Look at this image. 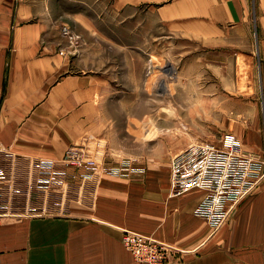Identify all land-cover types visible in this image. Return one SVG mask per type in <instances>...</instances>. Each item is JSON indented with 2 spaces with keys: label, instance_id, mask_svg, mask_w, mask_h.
Instances as JSON below:
<instances>
[{
  "label": "crops",
  "instance_id": "1",
  "mask_svg": "<svg viewBox=\"0 0 264 264\" xmlns=\"http://www.w3.org/2000/svg\"><path fill=\"white\" fill-rule=\"evenodd\" d=\"M38 1L43 0H0V145L21 157L60 160L88 136L115 142L123 121V108H110L122 105L115 88L106 75L76 70L58 15ZM114 5L117 14L145 5L148 27L169 43L173 36L219 41L227 29L252 28L256 57L248 56L250 63L257 58L264 102V0H114ZM245 144L264 155L260 145ZM120 162L109 159L105 165ZM84 171L69 168L77 177L64 209L51 204L52 213L0 218V264H146L126 247L123 230L175 247L164 264H264V179L214 230L196 213L204 190L172 192L171 163L161 171H105L87 180L80 178Z\"/></svg>",
  "mask_w": 264,
  "mask_h": 264
},
{
  "label": "rangeland",
  "instance_id": "2",
  "mask_svg": "<svg viewBox=\"0 0 264 264\" xmlns=\"http://www.w3.org/2000/svg\"><path fill=\"white\" fill-rule=\"evenodd\" d=\"M37 3L58 15L76 70L106 75L122 101L121 107H110L123 108L115 142L92 140L101 157L106 152L104 161L131 160L134 168L161 171L190 144H221L228 133L244 146L264 149L260 72L257 58L250 63L248 56L256 57L252 28L227 29L219 41L173 36L169 43L148 27L145 5L139 12L128 7L117 14L114 0ZM169 64L172 73L166 69ZM113 113L118 116L120 110Z\"/></svg>",
  "mask_w": 264,
  "mask_h": 264
},
{
  "label": "built area",
  "instance_id": "3",
  "mask_svg": "<svg viewBox=\"0 0 264 264\" xmlns=\"http://www.w3.org/2000/svg\"><path fill=\"white\" fill-rule=\"evenodd\" d=\"M64 32L73 39L69 28L64 27ZM92 140L96 139L88 136L72 144L60 160L40 156L21 157L0 145V218L52 213L51 204H62L64 209L69 189L77 177L69 172L70 167L84 169L80 178L85 180L99 177L105 171L122 174L130 169L144 170L134 168L131 160H122L115 167L106 166V152L101 157L99 150L92 147ZM24 164L26 166L22 168ZM170 179L174 194L193 188L205 191L196 213L217 230L225 224L241 200L264 179V155L246 148L241 138L228 133L221 144L192 143L174 154ZM123 242L135 258L146 264H164L177 250L170 244L134 230H123Z\"/></svg>",
  "mask_w": 264,
  "mask_h": 264
},
{
  "label": "water",
  "instance_id": "4",
  "mask_svg": "<svg viewBox=\"0 0 264 264\" xmlns=\"http://www.w3.org/2000/svg\"><path fill=\"white\" fill-rule=\"evenodd\" d=\"M170 73H172L173 72V67H172V65L171 64H169L168 66H167V68H166Z\"/></svg>",
  "mask_w": 264,
  "mask_h": 264
}]
</instances>
